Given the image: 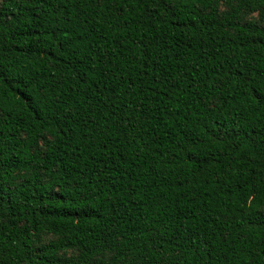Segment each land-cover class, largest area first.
Masks as SVG:
<instances>
[{
	"label": "trees",
	"instance_id": "obj_1",
	"mask_svg": "<svg viewBox=\"0 0 264 264\" xmlns=\"http://www.w3.org/2000/svg\"><path fill=\"white\" fill-rule=\"evenodd\" d=\"M0 264H264V0H0Z\"/></svg>",
	"mask_w": 264,
	"mask_h": 264
}]
</instances>
